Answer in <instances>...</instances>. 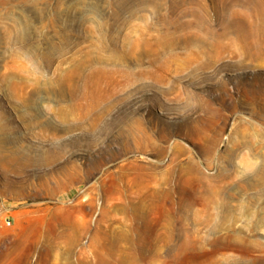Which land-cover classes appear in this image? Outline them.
Instances as JSON below:
<instances>
[{"label":"rangeland","instance_id":"obj_1","mask_svg":"<svg viewBox=\"0 0 264 264\" xmlns=\"http://www.w3.org/2000/svg\"><path fill=\"white\" fill-rule=\"evenodd\" d=\"M0 264H264V0H0Z\"/></svg>","mask_w":264,"mask_h":264}]
</instances>
